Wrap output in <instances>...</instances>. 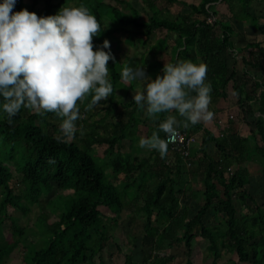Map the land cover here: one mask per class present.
Returning a JSON list of instances; mask_svg holds the SVG:
<instances>
[{"label": "trees", "instance_id": "obj_1", "mask_svg": "<svg viewBox=\"0 0 264 264\" xmlns=\"http://www.w3.org/2000/svg\"><path fill=\"white\" fill-rule=\"evenodd\" d=\"M40 1L31 0L26 9L40 17L55 15L71 2H74L71 7L82 3L97 18L100 31L93 37V51L105 39L110 42L115 60H109L107 66L114 91L97 113L87 107L91 93L84 102H77L80 118L70 138L61 133L62 118L53 113L41 116L21 108L11 123L6 114H0V264L20 245L25 251L22 264H106L100 253L110 240L122 251L126 244L134 248L139 238L127 234L120 226L125 211L129 212L131 221L143 215L141 264H170L175 256H161L162 251L183 245L186 264H197L193 259L197 236L207 242L211 264H219L222 248L237 254L238 259L228 260L229 264H264V204H258L249 192L252 173L243 167L252 159L251 144L264 158V39L246 41L243 48H236L234 37L236 41L240 37L229 22L218 18L220 6L232 18L249 20L240 17L242 10L246 17L254 19V27L264 36L258 15L248 10L252 2L258 4L257 0H198L197 3L166 0L164 9L157 7L160 0H143L144 10L152 13L147 20L127 0H44L43 4ZM178 2L190 11L175 12L174 18L164 14L171 12V6ZM23 3L24 0H17L12 12L22 10ZM210 14L216 19L214 24L207 21ZM158 32L163 34L156 37ZM153 37L155 41L150 43ZM169 39L172 40L169 63L187 60L207 65L210 111L217 110L219 100L231 93L235 95L238 110L245 114V122L248 114L259 112L254 123L246 122L255 125L246 136L228 131L217 137L209 128H202L203 121L187 128L181 123L180 130L188 137L203 129L201 144L214 142L216 155L201 147L193 152L194 156L201 155L193 158L190 149V157H184L169 145L163 158L155 150L141 156L135 153L141 137H150L157 131L162 139L167 138L158 130V124L168 113L144 117V110L138 109L132 98L124 101L118 97L122 89L125 97L133 84L131 81L126 87L119 73L124 66H144L146 75L153 79L162 76L165 64L159 56L169 48ZM244 40L241 36L239 43ZM126 41L133 42L134 54L124 51ZM235 51L243 53L242 72L236 68ZM85 115L93 118V123L80 137V124L88 125ZM176 115L182 122L183 118ZM126 140L136 142L133 149L125 150ZM96 148H102L100 155ZM108 169L112 170L111 174ZM258 174L264 180V168ZM185 175L199 180L203 188L187 192L181 186ZM54 189L72 193L51 194ZM47 195H50L47 204L51 212L43 211L37 217L36 226L43 234L41 246H37L27 235L35 232L22 227L9 214V208L26 215ZM186 199H199L192 216L182 205ZM210 214L222 216V222L208 224ZM7 219L11 220L12 242L4 235ZM124 264H136L131 252L125 253Z\"/></svg>", "mask_w": 264, "mask_h": 264}, {"label": "clouds", "instance_id": "obj_2", "mask_svg": "<svg viewBox=\"0 0 264 264\" xmlns=\"http://www.w3.org/2000/svg\"><path fill=\"white\" fill-rule=\"evenodd\" d=\"M16 2L0 0V114H6L11 123L21 108L41 116L53 113L62 118L61 133L70 138L80 118L77 102L82 103L91 93L87 107L92 109L113 94L107 66L109 60H115L110 42L105 39L93 51L100 24L82 3L38 17L27 9L12 12ZM162 72L154 80L146 75L144 66H124L119 73L125 83L143 84V91L135 92L132 100L146 116L175 111L183 118L181 122L169 115L159 122L158 130L167 139L157 131L139 139L141 149L155 150L161 158L181 123L187 128L210 122L214 116L209 110L211 85L206 82V64L166 62Z\"/></svg>", "mask_w": 264, "mask_h": 264}, {"label": "rangeland", "instance_id": "obj_3", "mask_svg": "<svg viewBox=\"0 0 264 264\" xmlns=\"http://www.w3.org/2000/svg\"><path fill=\"white\" fill-rule=\"evenodd\" d=\"M31 0H24V3H23V9H26L29 5ZM43 1L44 0H41L40 4H43ZM55 1H58V0H55ZM129 1L130 3H132L139 11H140V14H141V18L142 19H145L147 20L148 17L152 14L151 12H148L147 10H144V5L142 4L143 0H127ZM183 1H187L189 3H197L198 0H183ZM74 2H71L70 3V6L73 5ZM257 3L258 4H255V7H248V10L253 13L254 15H258L259 17V22H260V28H264V16H261V14L264 13V0H257ZM159 5V6H158ZM167 5V2L166 0H160L157 2V7L158 8H162L164 9L165 6ZM123 9H125L124 7H122ZM218 10L220 11V13L218 12L219 16L218 18L220 20H224V21H227V17L228 18H232V16L228 14V12H225L222 11L220 9V6L218 8ZM170 11L171 12H165L164 14L167 15L168 17H173L176 15L177 12H186L188 13L190 11L189 7H186V6H183L181 5L179 2L178 3H174L171 8H170ZM235 11H239V8H236ZM233 11V14L236 15V12ZM176 12V13H175ZM239 14H240V17L242 18H248L249 20H243V21H240L242 23H244V25L246 27H254L255 23H254V19L253 18H249V17H246L244 12H242V10L239 11ZM227 16V17H226ZM232 23H233V27L239 32L240 30L238 29L241 24H238L237 21L235 20H230ZM256 35H252L250 37L251 40L249 41H262L264 39V36L260 33V31L257 29L256 31ZM163 33L162 32H158L156 34V37L157 36H160L162 35ZM237 35V34H235ZM240 38L241 36L238 35ZM156 37H153V39L151 40L150 43H153L155 41V38ZM237 38V37H236ZM240 38L236 41L238 44H242V45H245L246 43V39L242 42L240 41L241 43H239V40ZM247 38V37H246ZM171 42L172 40L169 39L168 43L169 44V48L164 52V53H160V58L162 60V62L165 64L166 62L169 63V60L171 59ZM140 43V41H139ZM141 44V43H140ZM240 48V47H239ZM243 48V47H241ZM123 49L126 53L128 54H134L135 52V49H134V45H133V42L129 43L128 41H126V43H124L123 45ZM245 51V50H243ZM119 53V56L122 57V53L121 52H118ZM241 53V52H240ZM240 53L236 54V55H233L235 61H236V68L238 69L239 72H242L244 71V65L242 63V60H241V56ZM246 55H247V52H244ZM241 55L243 56V53H241ZM233 63V59L231 61V64ZM246 70V69H245ZM249 72L252 71V70H248ZM249 75V73H248ZM252 74H250L251 76ZM248 76L247 78H249V81H250V84H251V77ZM151 77V76H150ZM152 78V77H151ZM153 79V78H152ZM125 83V82H124ZM130 84V82L128 83H125L126 87ZM143 84L139 81H133V84L131 85L130 87V90H129V93L127 95H125L124 97V91L125 89H122L120 91H118V97L122 98L124 101L125 99H131L133 94H135V92L137 91H143ZM127 90V89H126ZM108 99V98H107ZM106 100H101L99 101V105H97L93 110H94V113H97L102 107L103 105L106 103ZM86 100V97H84L83 99V102ZM234 104H236V102H234ZM172 113V112H171ZM258 113L256 114H250L248 119H249V122L250 123H254L256 120H257V115ZM217 114L215 113L214 116H216ZM241 115L242 113L239 112V116L238 117V121L241 123L240 126H239V133L243 134V136H246L250 133L251 129L254 127L255 128V125H248L246 122H243L241 120ZM236 118V117H234ZM234 118L232 121H234ZM84 119L88 122V125H85V124H80L78 130H80V137H83L85 135V133H87L89 131V126L92 125L93 123V118H89L87 115L84 116ZM56 125L59 124V120L58 121H55ZM247 124V125H246ZM210 125L212 126L213 130L218 133V129H215V123H211L210 121ZM224 131V129L221 130V132ZM198 142L199 141H196L195 143H193V146L191 145V148L192 149H195L198 147ZM126 143V149L125 150H130L131 148L133 149V146L136 144L135 141L131 142L129 140H126L125 141ZM252 145V152L251 154H249L251 156V160L249 162H245L243 164L244 167H248L249 170L251 171L252 175L249 177V192L252 194V196L256 199V202L258 204H264V184H263V178H261V175H258L259 173V170H261L262 168H264V158L262 155H258V152L255 149V146L254 144H251ZM81 146V144H80ZM191 149V150H192ZM196 150V149H195ZM102 151V148H96V153L98 155L101 154ZM149 149H141L139 146H137V148L135 149V153L137 155H147L149 153ZM213 153V151H211ZM210 152V153H211ZM141 153V154H140ZM214 155V154H213ZM100 162V161H99ZM101 163V162H100ZM107 172L109 174H111L112 170L111 169H108ZM115 183L118 182V180H114ZM183 183H181V186L183 188H186L185 190H188L187 192L190 191V189L192 191H195V192H198L200 189L203 188L202 186V183L197 180L196 178L195 179H192L191 177H189V175H185L184 179H183ZM16 182V180L14 181ZM63 193V195H69L70 193H72V191L70 190H58V189H54V191L51 193ZM200 193V192H199ZM49 196L50 195H47V196H44L41 201H40V204H36L34 206L31 207V210L28 214H23V212L21 210H17L14 208H9V214L15 218H17L19 224L22 226V227H27V228H30L31 231H34L35 234H32V233H29L28 232V240L29 241H33V243H35L37 246H41V239L43 234L39 232V229L37 228L36 226V220H37V217L38 215L45 211V212H51V209H50V205L47 204V201L49 199ZM200 199V198H199ZM198 200H194V199H189V200H182V205L187 207L188 208V211L190 212V215L192 216L193 214L196 213L197 209H198V206L199 204H197V202L199 201ZM236 202V205H237V208H238V211H241V206L240 204L238 203V201H235ZM108 215V214H107ZM53 218V216H51V219ZM208 224L210 225H214V224H217L218 222L221 223L222 220H223V217L222 216H214L213 214H210L208 216ZM119 224L120 226L124 229V231L127 233V234H130V235H133V236H138V240H137V243H136V246L134 248H132L130 245H124L122 247V251H119L118 248L116 247V244L110 240V242H108L106 248L104 249V251L102 253H100V257L103 259V261L106 263V264H124V261H125V253H132L133 255V260L136 264H141L142 262V243H141V239L143 237V215L142 214H139L135 220H130V215H129V212L128 211H125L122 213V217L120 218L119 220ZM4 227V235L7 239V241L9 242H12V240H14V236H13V233H12V226H11V220H8L5 222V225L3 226ZM29 244V243H28ZM207 242L203 239H201L199 236L196 237L195 239V242H194V255H193V259L194 261L197 263V264H211V259L209 258V255H208V251H207ZM222 258H220L218 261H219V264H229V261L230 259H233V260H237L238 257H237V254L235 252H229L227 251L226 249H223L222 248ZM186 249L183 246L181 247H178V248H171V249H166L164 251H162V255H168V254H172L175 256V258L170 262V264H186ZM24 254H25V251H24V248L23 246H19L14 252H13V255L9 258H7L3 264H22V262L24 261L23 258H24ZM99 257H96V262L98 263L99 261Z\"/></svg>", "mask_w": 264, "mask_h": 264}, {"label": "crops", "instance_id": "obj_4", "mask_svg": "<svg viewBox=\"0 0 264 264\" xmlns=\"http://www.w3.org/2000/svg\"><path fill=\"white\" fill-rule=\"evenodd\" d=\"M251 7H255V5H254V2H252L251 3ZM222 11H224L225 12V10H226V12H228V15L230 14L229 13V11L225 8V7H223V8H220ZM227 17V16H226ZM230 20H235V21H237V23L238 24H241V26L238 28L240 31L238 32L234 27H233V23L230 21ZM227 22H229L230 23V25L235 29V32L238 34V35H241V36H243L246 40L245 41H249V40H251L250 39V37L252 36V35H256V28H252V27H246L245 25H244V23H242V22H240V21H238L236 18H228L227 17ZM247 37V38H246ZM234 40H235V47L236 48H239V47H242L243 45H241V44H238V43H236V37H234ZM172 45V44H171ZM171 50H172V47H171ZM236 54H238V51L236 52L235 51V53H233V55H236ZM239 56H241L242 57V55H239ZM152 77V76H151ZM153 78V77H152ZM154 80V79H153ZM228 92V91H227ZM234 96L235 95H233V94H229L228 93V97L226 98V99H221V100H219V103L217 104V106H216V108H217V110L215 111L214 110V114L216 113L217 115L216 116H213V119L211 120V123H215V129H218V133H216L214 130H213V128H212V126L210 125V122H204L203 121V127L202 128H204V127H206V128H209L211 131H213V133L218 137V136H222L223 134H225V133H227L228 131H236V132H238L239 133V126H240V122L238 121V117H240L239 116V110H238V108H237V105L236 104H234V101H235V98H234ZM257 109V108H256ZM256 113H259V112H255V113H253V114H256ZM169 115H171V116H174L177 120H178V117H177V115H176V113L174 112V111H172V113L170 112V113H168L167 114V117L169 116ZM245 115V114H244ZM244 115L242 114L241 115V120L243 121V122H245V120H243L244 119ZM258 115V114H257ZM143 116L144 117H146V114H145V112L143 113ZM142 116V117H143ZM234 117H236V118H234ZM248 117H249V114H248V116L246 117V122H249V119H248ZM233 118H234V121H232L233 120ZM232 122V123H231ZM248 124V123H247ZM246 124V125H247ZM178 129H180V127H178ZM222 129H224V131H222L221 132V130ZM251 133V132H250ZM249 133V134H250ZM248 134V135H249ZM239 135H242L243 136V134H241V133H239ZM192 138H193V143H195L196 141H199L198 142V147L197 148H195L196 150L197 149H199V148H203V149H205V151L208 153V154H211V155H216V154H218V150H217V148H216V146H215V143L214 142H212V141H207L206 143H204V144H201V142H203V140H202V138H203V129H200L199 131H197V132H195L194 134H193V136H192ZM193 143H192V146H193ZM206 144V145H205ZM192 149V148H191ZM203 149H202V151H203ZM195 150V151H196ZM211 151H213V153L211 152ZM193 152H194V149H192L191 150V156L193 157V158H195V156H194V154H193ZM211 152V153H210ZM202 153H200V154H198L197 156H199V155H201ZM196 156V157H197ZM248 162V161H247ZM244 167V166H243ZM259 175V174H258ZM261 178H263L262 176H261ZM264 181V180H263Z\"/></svg>", "mask_w": 264, "mask_h": 264}, {"label": "built area", "instance_id": "obj_5", "mask_svg": "<svg viewBox=\"0 0 264 264\" xmlns=\"http://www.w3.org/2000/svg\"><path fill=\"white\" fill-rule=\"evenodd\" d=\"M207 21L210 24H214L216 19L214 16L211 15L207 17ZM192 143H193V138L188 137L186 133L182 132L180 129L177 128L176 136L168 142V145L171 146V148L174 151H177L180 154H183L184 157H190V149H191Z\"/></svg>", "mask_w": 264, "mask_h": 264}]
</instances>
